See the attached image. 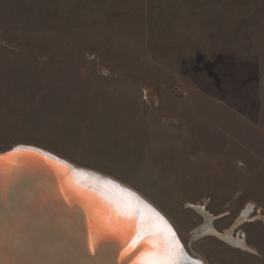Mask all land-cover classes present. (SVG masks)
Listing matches in <instances>:
<instances>
[{
    "label": "rangeland",
    "instance_id": "rangeland-1",
    "mask_svg": "<svg viewBox=\"0 0 264 264\" xmlns=\"http://www.w3.org/2000/svg\"><path fill=\"white\" fill-rule=\"evenodd\" d=\"M19 144L132 188L195 261L264 264V0H0Z\"/></svg>",
    "mask_w": 264,
    "mask_h": 264
},
{
    "label": "water",
    "instance_id": "water-1",
    "mask_svg": "<svg viewBox=\"0 0 264 264\" xmlns=\"http://www.w3.org/2000/svg\"><path fill=\"white\" fill-rule=\"evenodd\" d=\"M83 169L36 146L0 153V264H146L149 236L158 246L170 226L180 241L133 191Z\"/></svg>",
    "mask_w": 264,
    "mask_h": 264
},
{
    "label": "snow or ice",
    "instance_id": "snow-or-ice-1",
    "mask_svg": "<svg viewBox=\"0 0 264 264\" xmlns=\"http://www.w3.org/2000/svg\"><path fill=\"white\" fill-rule=\"evenodd\" d=\"M14 151L18 153L21 149L17 148ZM64 166L67 167V165ZM107 183H111V181ZM115 213L124 217L125 220L134 219L129 211L122 210L118 206L115 208ZM167 232L170 239H164L158 246V237L153 238L152 236H149V238L144 241L145 243H151L153 245L152 251L147 253L149 259L146 264H180V257L183 255V245L180 243L179 238L170 226L168 227ZM139 239L140 237L137 236L135 239L130 241V244H135L136 240Z\"/></svg>",
    "mask_w": 264,
    "mask_h": 264
},
{
    "label": "bare ground",
    "instance_id": "bare-ground-1",
    "mask_svg": "<svg viewBox=\"0 0 264 264\" xmlns=\"http://www.w3.org/2000/svg\"><path fill=\"white\" fill-rule=\"evenodd\" d=\"M31 146V145H30ZM39 148V147H38ZM42 149V148H41ZM51 153V152H50ZM54 154V153H53ZM67 161V160H66ZM72 164V163H71ZM74 164V163H73ZM83 170H86V169H83ZM86 171H89V170H86ZM89 172H92V171H89ZM92 173H94V174H97V175H99V176H101V177H104V178H108V179H110V180H112V181H114V182H117L120 186H122V187H126L127 189H129V190H131V191H133L135 194H137L139 197H141L140 195L141 194H138L137 192H135L134 190H132V188H129V187H127L126 185H124L123 183H120L119 181H117V180H115V179H112V178H109V177H107V176H103L102 174L100 175V174H98V172L97 173H95V172H92ZM141 199H143L142 197H141ZM145 202H147L148 203V201H146L145 199H143ZM131 204V203H130ZM148 205L150 206V208L152 207L153 209H155V210H157L159 213L161 212V211H159L156 207H154L153 205H151V203L149 204L148 203ZM199 208V207H198ZM203 208V207H202ZM202 208H199L198 210H200V212H204V210L202 209ZM250 211H251V208L249 207V209H247L244 213H243V217L241 218V220H239V222H241L242 221V219H246L247 218V216L250 214ZM205 213V212H204ZM160 214H162V212L160 213ZM206 214V213H205ZM163 215V214H162ZM152 216V215H151ZM164 216V215H163ZM207 215H205V217H206ZM165 217V216H164ZM208 217H210V216H208ZM165 219L172 225V227H173V229L177 232V230H176V228L173 226V224L165 217ZM210 219V218H209ZM211 222V221H210ZM152 226L153 227H157L158 226V224L157 223H153L152 224ZM232 231L233 230H231V231H229V232H227L226 233V235H225V237H224V239L227 241V242H229L230 244H233V245H236V246H240V247H245V243H244V241L243 240H240V239H236V238H234L233 236H232ZM211 233H215V231L212 229V227H211V225L208 223L207 225H205V226H203V228H201L199 231H196L195 232V235L197 236V237H199V236H203V235H207V234H211ZM177 234L179 235V233L177 232ZM180 236V235H179ZM180 243L183 245L184 243L182 242V240H181V238H180ZM184 246L185 245H183V249H184ZM247 247V246H246ZM186 249V248H185ZM185 251V250H184ZM189 255V254H188ZM187 255V253L185 252V254L184 255H182L181 257H180V264H203L201 261H195V259L193 260L191 257H189Z\"/></svg>",
    "mask_w": 264,
    "mask_h": 264
},
{
    "label": "crops",
    "instance_id": "crops-1",
    "mask_svg": "<svg viewBox=\"0 0 264 264\" xmlns=\"http://www.w3.org/2000/svg\"><path fill=\"white\" fill-rule=\"evenodd\" d=\"M86 170H89V169H86ZM89 171H92V172H95V173H97V171H93V170H91V169H90ZM98 174H100V175H101V173H99V172H98ZM102 175H103V176H107V175H104V174H102ZM107 177H109V178H112V177H110V176H107ZM112 179H114V178H112ZM115 180H116V179H115ZM117 181H118V180H117Z\"/></svg>",
    "mask_w": 264,
    "mask_h": 264
}]
</instances>
